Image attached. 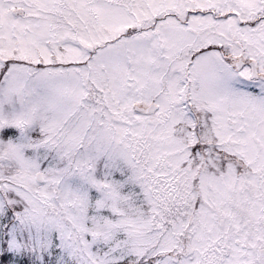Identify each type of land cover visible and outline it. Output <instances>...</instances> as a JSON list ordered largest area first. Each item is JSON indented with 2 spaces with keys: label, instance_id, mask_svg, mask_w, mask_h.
<instances>
[{
  "label": "snow or ice",
  "instance_id": "snow-or-ice-1",
  "mask_svg": "<svg viewBox=\"0 0 264 264\" xmlns=\"http://www.w3.org/2000/svg\"><path fill=\"white\" fill-rule=\"evenodd\" d=\"M0 264H264V0H0Z\"/></svg>",
  "mask_w": 264,
  "mask_h": 264
}]
</instances>
